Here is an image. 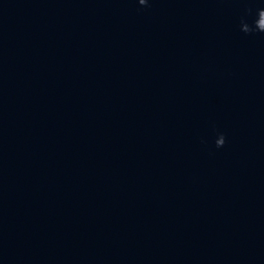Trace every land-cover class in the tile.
Returning <instances> with one entry per match:
<instances>
[{
    "label": "clouds",
    "instance_id": "9594fccd",
    "mask_svg": "<svg viewBox=\"0 0 264 264\" xmlns=\"http://www.w3.org/2000/svg\"><path fill=\"white\" fill-rule=\"evenodd\" d=\"M138 3L141 6H148L149 0H138ZM252 10L245 9V16L241 17L240 20V29L245 34H254V33H262L264 34V8H259L256 10V18L248 22L246 16L250 15ZM219 139H216L215 144L217 148L223 147L225 144V137L223 134H220Z\"/></svg>",
    "mask_w": 264,
    "mask_h": 264
}]
</instances>
